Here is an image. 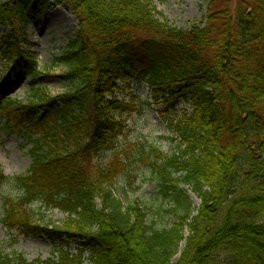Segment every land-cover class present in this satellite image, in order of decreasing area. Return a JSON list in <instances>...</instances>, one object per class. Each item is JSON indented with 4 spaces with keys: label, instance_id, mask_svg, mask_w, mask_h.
I'll return each mask as SVG.
<instances>
[{
    "label": "trees",
    "instance_id": "16d2710c",
    "mask_svg": "<svg viewBox=\"0 0 264 264\" xmlns=\"http://www.w3.org/2000/svg\"><path fill=\"white\" fill-rule=\"evenodd\" d=\"M204 2V24L179 29L149 0L0 1V29L11 30L0 38L2 56L31 78L41 72L21 51L26 28L52 7L77 22L55 59L67 90L52 97L32 85L27 106L0 105V116L31 145L25 175L8 179L0 167V186L18 193L4 199L2 224L57 247L45 261L0 254V264H264V0ZM118 83L124 99L105 101ZM142 84L171 109L177 154L134 146V155L121 152L126 164L118 152L122 119L140 111ZM136 162L182 209L177 225L154 230L140 206L115 198L114 179ZM181 185L200 201L194 216ZM35 203L64 222L36 225Z\"/></svg>",
    "mask_w": 264,
    "mask_h": 264
},
{
    "label": "rangeland",
    "instance_id": "374dc122",
    "mask_svg": "<svg viewBox=\"0 0 264 264\" xmlns=\"http://www.w3.org/2000/svg\"><path fill=\"white\" fill-rule=\"evenodd\" d=\"M8 2L9 0H0ZM160 16L175 28L189 29L193 25L204 24L206 4L204 0H149ZM77 29V22L73 15L63 7H52L43 16L31 23L25 30L26 44H21V51L28 53L37 61L41 76L31 78L27 74L13 70L2 56L0 47V105L6 100H11L21 106H27L32 101L33 88L40 85L45 87L46 93L57 97L67 90L65 87L66 70L56 63L55 59L67 47V42L72 40ZM9 28L0 29V38L9 34ZM34 87H31V86ZM139 97V112L124 116L125 136L118 140V152L125 161L121 152L134 155V146H153L161 154L171 156L177 154L176 143L169 141L171 133L167 128L166 119L172 114L162 102H154L148 88L142 84L137 91ZM125 85L118 83L113 93L105 96V101H121L125 97ZM182 103L176 107L180 111ZM31 145L24 134H20L12 127V122L6 123L0 116V167L8 178L25 175L31 165L29 150ZM110 153H104L108 159ZM181 175H175L179 178ZM190 198V214L194 216L200 206V201L183 185ZM112 192L124 207L138 205L145 214L148 225L154 230L169 229L179 223L182 209H177L172 198H164L159 188L158 175L143 163H131L124 172L119 173L113 181ZM18 193L13 185L6 183L0 186V254L22 255L28 262L45 261L49 259L57 244L38 236H24L7 228L2 224V208L4 199L17 197ZM31 210L35 213L34 223L41 226H60L65 215L48 210L39 204H33ZM175 211L173 212V210ZM186 234V228H184ZM72 253L77 251L76 245L69 246ZM184 249V243L178 248V259Z\"/></svg>",
    "mask_w": 264,
    "mask_h": 264
}]
</instances>
